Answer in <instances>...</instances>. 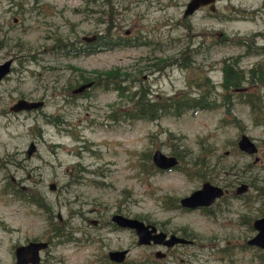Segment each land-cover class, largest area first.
Instances as JSON below:
<instances>
[{
	"label": "rangeland",
	"instance_id": "374dc122",
	"mask_svg": "<svg viewBox=\"0 0 264 264\" xmlns=\"http://www.w3.org/2000/svg\"><path fill=\"white\" fill-rule=\"evenodd\" d=\"M187 1L0 0V62L13 58L0 80V264H15V246L30 240L49 243L39 264H117L107 252L124 248L120 264H162L154 253L164 248L137 244L114 212L193 240L165 251L168 264H264V250L246 244L264 215V77L250 80L264 67V0H216L183 16ZM228 60L244 79L225 89ZM84 78L94 84L72 94ZM205 88L210 107L127 114L140 89L159 99ZM18 97L43 104L9 109ZM243 133L256 152L237 147ZM155 149L177 163L159 169ZM205 180L228 191L181 207Z\"/></svg>",
	"mask_w": 264,
	"mask_h": 264
},
{
	"label": "water",
	"instance_id": "95a60500",
	"mask_svg": "<svg viewBox=\"0 0 264 264\" xmlns=\"http://www.w3.org/2000/svg\"><path fill=\"white\" fill-rule=\"evenodd\" d=\"M215 0H188L185 8L183 10V15L192 13L200 5L209 4V9H214ZM96 37L95 34L91 36H83L82 38L86 41H92ZM12 57L7 58L0 62V80L4 75H6L11 68ZM93 84L92 80L81 82L80 84L71 88V93H80L86 88ZM43 104L42 99H27L24 97H18L12 104L9 105V109L13 111L32 109L40 107ZM237 147L247 153H253L257 151V146L255 142L246 134H240L237 140ZM35 149L34 142H30L26 150V154L30 153ZM256 159V157L254 158ZM151 160L155 166L161 169H168L177 163V157L173 154H165L160 149H155L151 154ZM55 186L54 182L49 183V187L53 189ZM248 184L241 182L236 186L235 191L237 193H242L246 190ZM225 192L218 184L210 183L205 180L201 185L186 195L179 198V204L183 207L196 208L200 206L210 205L216 198L220 197ZM264 202V193L262 196ZM111 221L116 223L118 226L127 227L134 230L137 238L138 244H148L150 242L154 244H164L166 246H173L176 243H188V239L173 235L166 238L165 232L157 229L156 225L149 222H144L143 220L134 217L124 215L120 212L112 213L110 216ZM89 222L95 224L96 219H90ZM252 225L255 229L254 236L247 240V243L253 246H258L264 249V215L260 217H255L252 221ZM48 247L47 241L42 240H31L24 244L17 245L14 248V258L15 264H39L40 263V251ZM126 249L121 250H110L108 252V257L111 261L120 263L123 262L126 256ZM156 256L158 254L156 253Z\"/></svg>",
	"mask_w": 264,
	"mask_h": 264
},
{
	"label": "trees",
	"instance_id": "16d2710c",
	"mask_svg": "<svg viewBox=\"0 0 264 264\" xmlns=\"http://www.w3.org/2000/svg\"><path fill=\"white\" fill-rule=\"evenodd\" d=\"M106 12H108L109 14L110 10H107ZM106 44H111V42L106 41ZM241 71L242 70L237 65H235V62L233 64L224 63L222 67L224 81L222 84L225 85L227 83H230V85L233 86L240 85L241 81L244 79ZM250 72L252 73L250 80H253L256 77H258V79L260 80L264 77L263 66H260L258 69L251 68ZM112 74L113 72H109L107 75L113 76ZM84 80L87 81V78H84ZM115 82L118 84L117 88H120V92L122 93L124 87L121 85V79L115 80ZM143 90L144 89H140V92L142 91V93L136 95L137 97L134 96L136 92H133L132 95H128L129 99H133V105L127 112L128 116L133 117L145 115L148 117H155L156 115L165 112H173L175 114H179L188 109L206 108L214 104V102L210 100V92L206 88L205 91H199L195 96H192L188 92H182L180 94L162 96L159 99H151L147 96L146 93H144L145 90ZM251 106L255 107L254 102H252ZM15 192L23 194V197H27L28 200L35 202L38 207L45 206L43 198L39 194L35 195L33 192L25 191L21 187L17 188Z\"/></svg>",
	"mask_w": 264,
	"mask_h": 264
},
{
	"label": "flooded vegetation",
	"instance_id": "af4514ba",
	"mask_svg": "<svg viewBox=\"0 0 264 264\" xmlns=\"http://www.w3.org/2000/svg\"><path fill=\"white\" fill-rule=\"evenodd\" d=\"M203 5H206V4H203ZM203 5H200V6H203ZM208 5V7H209V4H207ZM199 6V7H200ZM198 7V8H199ZM183 16H185V15H183ZM235 62V65H236V63H237V61L235 60V61H225L224 63H229V64H233ZM223 63V64H224ZM222 67H223V65H222ZM260 67V66H259ZM259 67H257V69L259 68ZM223 74H222V81H221V87L222 88H227L228 86H231V87H234V88H236V87H238V86H233V85H230V83H227V84H225V85H223L222 83H223ZM242 82V81H241ZM242 88H238L237 90H241ZM82 93V92H81ZM257 158V157H256ZM223 189H225V192L220 196V197H222L228 190H227V188H225V187H222ZM236 189V188H235ZM235 193H237L236 191H234ZM238 194V193H237ZM219 198V197H218ZM217 199V198H216ZM215 199V200H216ZM214 200V201H215ZM213 201V202H214ZM212 202V203H213ZM178 203H179V200H178ZM211 203V204H212ZM180 205V204H179ZM181 206V205H180ZM209 205H207V206H200V207H196V209L197 208H206V207H208ZM181 207H183V206H181ZM184 208H188V207H184ZM189 209H193V208H189ZM195 209V208H194ZM115 213V212H114ZM123 214V213H122ZM112 215V214H111ZM110 215V216H111ZM125 215V214H124ZM261 216H263V215H261ZM257 217H260V216H257ZM255 218V217H254ZM253 218V219H254ZM90 219H96V218H88L87 219V221L89 222V220ZM253 219H252V221H253ZM97 220V219H96ZM110 221H111V219H110ZM98 222V221H97ZM97 222L95 223V224H97ZM112 223H114L113 221H111ZM89 223H91V222H89ZM92 224V223H91ZM94 224V225H95ZM115 225H117L116 223H114ZM118 226V225H117ZM253 226V225H252ZM119 227H121V226H119ZM125 228H127V227H125ZM254 228V227H253ZM131 229V228H130ZM158 229V228H157ZM159 230H161V229H159ZM255 230V229H254ZM162 231H164V230H162ZM166 234H165V237L166 238H168L171 234L170 233H172V232H169V233H167L166 231H164ZM254 233H255V231H254ZM254 233H253V235L252 236H254ZM173 235H176V236H179V237H182V238H185V239H188V238H186V234H181V235H177V234H173ZM251 236V237H252ZM250 237V238H251ZM250 238H248V239H250ZM247 239V240H248ZM190 242H188V243H176V244H174L173 246H166V245H164V244H154V243H152V242H150V243H148V244H139V245H146V246H150V245H157V246H160V247H162V248H164V251H159V250H156L155 251V253H154V255H155V257H157V258H159V259H161L162 260V264H168V261H166V260H163V259H166L168 256H169V253H167L166 254V252L165 251H167L168 249H172V248H174L175 246H178V245H186V244H192L193 243V240H191V239H188ZM247 240H246V244L247 245H249V246H253V245H250V244H248L247 243ZM136 242H137V238H136ZM138 244V243H137ZM48 247H49V243H48ZM47 247V248H48ZM253 247H257V248H259V249H261L260 247H258V246H253ZM124 249H126V248H124ZM115 250H121V249H115ZM127 250V252H126V256H127V254H128V249H126ZM262 250H264V249H262ZM110 251V250H109ZM108 251V252H109ZM108 252H107V257H108ZM156 253L158 254V256H156ZM126 256H125V259H126ZM108 259H109V257H108ZM125 259H124V261H125ZM110 260V259H109ZM111 261V260H110ZM123 261V262H124ZM113 262V261H112ZM123 262H121V263H123ZM117 264H120V263H117Z\"/></svg>",
	"mask_w": 264,
	"mask_h": 264
},
{
	"label": "bare ground",
	"instance_id": "6f19581e",
	"mask_svg": "<svg viewBox=\"0 0 264 264\" xmlns=\"http://www.w3.org/2000/svg\"><path fill=\"white\" fill-rule=\"evenodd\" d=\"M7 74H8V73H7ZM4 76H5V75H4ZM4 76H3V77H4ZM3 77H2V78H3ZM41 106H42V105H41Z\"/></svg>",
	"mask_w": 264,
	"mask_h": 264
}]
</instances>
